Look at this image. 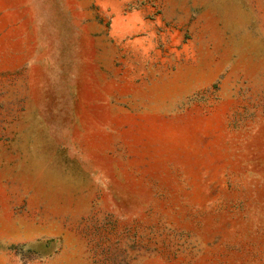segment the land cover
Wrapping results in <instances>:
<instances>
[{
  "label": "rangeland",
  "instance_id": "374dc122",
  "mask_svg": "<svg viewBox=\"0 0 264 264\" xmlns=\"http://www.w3.org/2000/svg\"><path fill=\"white\" fill-rule=\"evenodd\" d=\"M0 264H264V0H0Z\"/></svg>",
  "mask_w": 264,
  "mask_h": 264
}]
</instances>
